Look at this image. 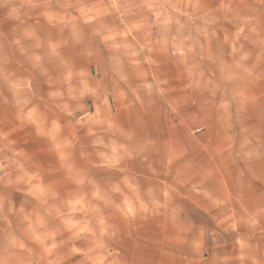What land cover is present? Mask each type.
<instances>
[{"label": "clouds", "instance_id": "obj_1", "mask_svg": "<svg viewBox=\"0 0 264 264\" xmlns=\"http://www.w3.org/2000/svg\"><path fill=\"white\" fill-rule=\"evenodd\" d=\"M4 5L24 26L12 43L46 47L63 71L48 81L53 102L18 100L0 125V188L12 190L0 195V264H144L122 246H139L150 219L167 226L164 242L201 258L206 233L213 249L235 234L234 252H214L215 264H264V0ZM45 28L68 36L44 39ZM69 46L81 66L62 53ZM11 87L33 91L31 78ZM193 145L210 164L195 161ZM89 168L117 178L101 183ZM180 201L215 227L190 237Z\"/></svg>", "mask_w": 264, "mask_h": 264}, {"label": "rangeland", "instance_id": "obj_2", "mask_svg": "<svg viewBox=\"0 0 264 264\" xmlns=\"http://www.w3.org/2000/svg\"><path fill=\"white\" fill-rule=\"evenodd\" d=\"M214 2L218 3V0H214ZM10 9L11 5L0 6V125L3 126L10 124V121H12L14 115L22 106L17 103L18 100L22 101L27 97L36 102L40 97H44L45 101L53 102L55 98L49 97L48 92L55 90V88H50L48 81L50 79L52 81L58 80L63 71L55 57L49 56L46 47L37 49L34 41L26 40L24 41L25 50L21 51L19 46L12 43L14 39L22 35L24 26L20 25L17 20L6 18V13ZM41 36L44 39L51 37L53 40H63L68 36V30L66 29L64 33H60L57 29L45 28L41 31ZM33 53L44 57L42 67L47 69L46 74L40 68L34 67ZM62 53L70 60L75 61L77 66H81L84 63L83 57H79L77 54L78 50L71 46L62 49ZM27 78L32 80V93L22 91L17 94L16 90L11 87V82L19 83ZM69 103L72 108H76V101H70ZM128 114L130 117L134 116L131 112ZM83 131H86V129ZM197 135L201 134L197 133ZM91 139L93 138L82 137V142L87 147ZM208 139L212 144L221 142V137L216 136L212 131L208 133ZM192 151L195 161H200L203 166L211 163L207 156H203L199 147L193 145ZM217 161H219V158H217ZM88 171L90 176L96 177L101 183L110 182L117 178L115 175H104L101 178L100 173L103 170L89 168ZM213 189L217 190L215 185ZM222 190L223 186L221 185L218 191ZM11 192V189L0 188V195L5 197L9 196ZM16 199L17 204H19V197L17 196ZM180 205L183 208L182 211L178 209L180 221L183 227L191 229L190 237L197 236L201 228L209 229L215 227L212 220L205 213L194 208L188 201H180ZM158 220H162V218H158ZM164 231H169L166 225L161 224L160 227H157V220L150 219L140 229L139 237H137L139 246L134 247L131 241L126 240L122 246L123 250L128 254L129 258L139 256L144 261V264H215L214 252L219 255H223L225 252H234V244L231 241L235 234H222L219 239L221 242L224 239L229 240L228 247L226 249H213L212 238L207 236L206 233L207 251L201 258L198 254L192 252L187 245L164 242Z\"/></svg>", "mask_w": 264, "mask_h": 264}, {"label": "bare ground", "instance_id": "obj_3", "mask_svg": "<svg viewBox=\"0 0 264 264\" xmlns=\"http://www.w3.org/2000/svg\"><path fill=\"white\" fill-rule=\"evenodd\" d=\"M15 111V110H14ZM17 111V110H16Z\"/></svg>", "mask_w": 264, "mask_h": 264}]
</instances>
